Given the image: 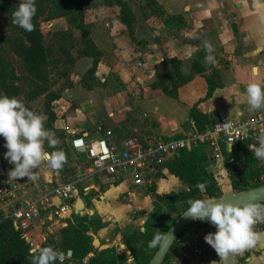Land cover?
I'll return each mask as SVG.
<instances>
[{
  "label": "crops",
  "instance_id": "0c3cea01",
  "mask_svg": "<svg viewBox=\"0 0 264 264\" xmlns=\"http://www.w3.org/2000/svg\"><path fill=\"white\" fill-rule=\"evenodd\" d=\"M155 1L165 15L176 16L182 25H177L172 32L163 20L147 14L142 21L146 32L139 33L135 24L138 22L137 15L131 8L135 15L134 39H131L119 19V9L113 8L114 20L97 23L95 29L100 30V36L90 35L102 54L94 76L111 73L119 79V84L104 86L91 83V89L85 88L81 78L91 67L93 58L81 56L72 66L69 85L59 91L60 97L51 103L55 114L53 127L63 131L66 145L73 155L69 147L73 132L96 138L109 129L117 140L130 135L175 139L196 132L189 117L193 106L207 117L209 125L220 119L239 120L255 112L249 110L244 91L250 81L264 85V0ZM138 39H143L144 43L140 50H135ZM205 40L214 46L216 63L206 64L203 56L196 69L193 66L196 49L200 48L206 54L202 46ZM171 58L180 62L179 75L186 79L176 87L175 96L152 86L155 64ZM207 77L213 78L216 84L208 96ZM82 101L91 103L95 114L86 119L82 115V121L70 122L73 113H85L81 108ZM43 106L45 111L44 102ZM101 106L103 108L98 110ZM208 149L211 150L210 146ZM75 158V180L80 186L77 198L80 197L84 203L83 214L100 219L102 223L91 235L100 245L115 246L117 256L122 259L124 254L119 252V244L125 242L123 238L126 236L127 239L142 220L134 219V212L146 202L149 192L154 189H131L128 178L98 176L88 162L87 166L83 165L80 161L83 156L75 155ZM165 164L157 173L152 188L160 194L170 187L168 193L176 192L173 190L178 187L185 188L186 185ZM210 171H214L213 162ZM5 172L9 170L1 167L0 174ZM36 175L39 177L38 173ZM41 175L43 180L36 179L37 184L66 182L59 179L58 170H45ZM85 187H88L86 192ZM35 188L36 185L25 196H34ZM59 203L60 200L53 197L24 230L32 247H40L46 238H58L65 226L64 221L67 223V219L62 220L53 214L54 205ZM140 230H143L142 227ZM212 261L219 264L220 259H211L208 264ZM122 263L129 264L127 259ZM227 264H264V239L251 248L230 254Z\"/></svg>",
  "mask_w": 264,
  "mask_h": 264
},
{
  "label": "trees",
  "instance_id": "16d2710c",
  "mask_svg": "<svg viewBox=\"0 0 264 264\" xmlns=\"http://www.w3.org/2000/svg\"><path fill=\"white\" fill-rule=\"evenodd\" d=\"M103 2L107 6L115 5L118 7L119 19L126 26L131 39H134L133 26L135 15L128 2L125 0H104ZM145 2L150 8L153 7V14L161 13V7L157 1L146 0ZM35 4L37 7L36 15L33 17L35 27L33 31L28 32L11 22L12 13L19 3L13 0H0V13L6 17L9 25L15 32V36L10 40L12 50L22 61L25 71L23 77L27 82V86H29L28 90H24L21 77L14 69L9 68L0 57V95L19 98L22 94L25 99V105L26 101H32L40 96H44L45 128L53 129L55 114L51 103L60 97V92H56L50 87V61L51 63H54V61L50 60L52 50L45 43V37L40 28V21L64 17L67 22V28L54 33L55 36H59L64 40H68L67 38L73 35L75 31L78 32V36L71 39L79 45L77 56H73L63 47H60V49L64 52L66 60L72 66L78 57L90 56L93 58L91 67L81 78V83L87 89L92 88V84L88 78L94 76L97 63L102 54L93 42L90 29L84 21L85 10L88 8L86 0H35ZM198 49L197 57L193 61L195 68L200 65V59L203 57L201 54L202 49ZM175 61L179 66L180 62L178 60ZM198 72L201 73L202 71L199 70ZM206 79L208 96L216 84L213 78L207 77ZM185 81L186 79L181 83ZM175 89L171 92L172 96L176 95ZM189 117L194 122L196 132H201L210 126V121L207 117L199 113L194 106L190 109ZM208 148L209 145L198 143L193 145L189 151H182L177 157L165 162L167 169L178 177L187 186V189L180 192L157 194V200L161 205H165L164 207L167 209H172L178 204L181 206V213L190 206L189 200L220 196L218 186L210 171L212 161H210V150ZM222 149L224 150V145H222ZM241 157L245 161V168L230 174L233 192L249 187L247 185V178L251 175L253 158L244 149L235 156L237 160L241 159ZM248 167L249 169H247ZM200 183L206 186L204 192H201L197 187ZM152 187L151 189H153ZM161 214L162 210L158 204L145 222L144 230L138 233L133 232L127 236L124 243L131 252L133 264H147L157 249L149 248L148 243L154 238L156 233L160 232L158 224ZM101 224L99 219L90 217L87 214L72 213L71 217L67 219V225L62 227L58 238L54 239L50 237L40 247L52 246L55 250L63 252L66 257L63 264H69L70 261H73L75 264H123L122 262L126 261L127 256L124 255L122 259L119 258L115 246L98 249L93 245L91 232L95 231ZM137 235H140L141 241L139 244L136 243L138 240ZM32 248L30 242L22 236L19 229L15 228L11 220L3 219L0 221V264H31L30 249ZM68 250L71 251L70 256L67 255ZM90 253L92 255L88 256ZM85 257L87 258L83 262ZM56 264H60V262L57 261Z\"/></svg>",
  "mask_w": 264,
  "mask_h": 264
},
{
  "label": "built area",
  "instance_id": "2783aa9c",
  "mask_svg": "<svg viewBox=\"0 0 264 264\" xmlns=\"http://www.w3.org/2000/svg\"><path fill=\"white\" fill-rule=\"evenodd\" d=\"M261 134H264V110H257L239 120L214 121L201 132L175 139L130 135L117 140L109 129L96 138L73 132L69 147L75 155L87 160L96 175L114 179L125 177L131 182V189L142 190L154 185L157 173L167 160L178 156L182 151H189L195 144H207L211 149L209 156L214 167L212 176L218 192L224 193L233 191L229 166L235 165L237 171L245 168L243 157L239 160L235 158L242 149L253 158L247 188L264 184V162L258 160L251 150L258 146L256 137ZM238 144L241 146L240 150L237 148ZM34 172L36 174V170ZM77 183V180H69L63 183L37 184V180L27 177L1 180L0 221L11 220L26 239L24 230L29 222L40 214L43 207L50 204L53 197L60 200L59 204L54 205L53 214L66 220L74 210L79 193ZM35 185L36 194L27 198L25 194ZM84 190L86 192L88 187ZM258 204L264 205V202ZM63 225L66 226L65 221ZM255 230H264V223L255 225ZM215 231L216 227L209 221L197 220L187 224L174 239L161 264H208L211 259H220L204 239L206 234ZM119 252L124 254L121 249Z\"/></svg>",
  "mask_w": 264,
  "mask_h": 264
},
{
  "label": "clouds",
  "instance_id": "9594fccd",
  "mask_svg": "<svg viewBox=\"0 0 264 264\" xmlns=\"http://www.w3.org/2000/svg\"><path fill=\"white\" fill-rule=\"evenodd\" d=\"M37 7L35 0H20L12 13V23L25 31L34 30L33 17ZM206 52L204 61L214 65V46L210 41H203ZM197 51L199 49H196ZM246 103L250 111L264 110V85L256 81L247 83L244 91ZM0 136L5 139L7 151L4 157L13 164L9 178L38 179L34 170L41 165L53 170L62 169L67 162L62 150L52 152L45 150V142L49 148L55 149L60 143L55 133L45 128V117L29 109L19 98L0 95ZM258 146L251 149L255 157L264 162V134L256 137ZM201 192L206 190L203 183L197 185ZM190 207L184 214L201 221H209L216 227L214 233L205 235V241L220 257L219 264H227L230 254L253 247L257 241L264 239V232L255 230V225L264 223V205L258 203H231L210 199H194L188 201ZM170 233H156L148 243L149 248H162L168 241ZM31 264H63L65 254L52 246L34 247L30 249ZM211 264H217L212 261Z\"/></svg>",
  "mask_w": 264,
  "mask_h": 264
},
{
  "label": "rangeland",
  "instance_id": "374dc122",
  "mask_svg": "<svg viewBox=\"0 0 264 264\" xmlns=\"http://www.w3.org/2000/svg\"><path fill=\"white\" fill-rule=\"evenodd\" d=\"M18 3H20V0H13ZM88 2V8L85 10L84 14V21L87 24V26L90 29V34H94L95 36H100V30L95 29V25L97 23H101L103 21H113V14L115 13L113 8H118L117 6H109L111 8H105L107 5L104 4V0H86ZM128 2L131 8L135 10V14L137 15L138 22L135 24L137 25L136 31L139 33L146 32L144 25L142 23L143 16H146L147 14H153L152 8L146 5V0H125ZM108 7V6H107ZM157 18V20H163L166 24L169 31L174 32L175 27L177 25L181 26V20L179 21L176 16H169L165 15L163 11L161 10V13L153 14ZM157 15V16H156ZM165 15V16H164ZM178 22H177V20ZM67 27V22L64 17H56L54 19H51L49 21L41 20L40 21V28L42 33L45 37V43L46 45L51 47V55L50 60H53L54 63H51L50 61V87L52 90L59 92L66 88V86L69 85L70 79L69 76L72 72V65L69 64V62L66 60V57L64 56V52L60 49V47L65 48L69 53H71L73 56H77L79 45L77 42L72 41L71 39L75 36H78V32L75 31L73 35H70L68 40L61 39L59 36H55L54 33L58 32L60 30H65ZM15 36V32L13 28L9 25L6 17L0 13V57L6 62L9 68H12L15 70V72L21 77L23 80V89L28 90L29 86H27V82L24 80V67L22 64L21 59L13 52L11 47L10 40ZM72 42H74L72 44ZM143 39H138V42L135 43V50H140V48L143 46ZM202 56L205 57V53H202ZM204 57L202 58L204 60ZM175 58H171L168 60H163L157 64H155V71L156 74L153 78L152 86L160 88L164 91L165 94L172 96L171 92L174 91L175 87L180 84L182 81H184L185 77H181L179 75V66L177 62L175 61ZM56 62V63H55ZM201 62V61H200ZM198 67H196L197 69ZM102 79V81H101ZM89 82L98 85H104V86H115L119 84V79H117L115 76L111 75V73L93 76L88 78ZM19 99L25 102L24 96L21 94L19 96ZM44 98L42 96L32 100V101H26V106L31 109L32 111L42 114L45 118L44 114V106H43ZM31 106V107H30ZM33 108V109H32ZM81 108L85 111V113H73V115L70 116L69 121L70 122H79L82 121V115L86 117L93 116L94 113V106L91 105V103L87 101L81 102ZM103 107L101 106L98 110H101ZM55 133L56 138L59 139L60 143L57 145L55 149L49 148L47 146V142H45V150L52 152L55 150H62L66 155V163L63 165L62 169L58 170L59 172V179L64 181L69 180H75L76 175L74 171V161H77V157L75 158V155H73L70 150L68 149L66 142H65V135L63 131H57L53 127L51 130ZM5 139L0 136V168L2 167L4 170H11L14 165L9 163V161L4 157V153L7 151L5 148ZM80 161L83 162L84 166H87V160L81 159ZM212 164V163H211ZM211 168V167H210ZM36 173H38L39 181L43 180L42 172L45 170H53L50 168H47L45 165H41L38 169H35ZM54 171V170H53ZM9 178V172L4 173L3 175L0 174V181L6 180ZM78 190L80 191V186L77 184ZM172 188V187H170ZM166 190L165 193H168ZM149 192V198L146 199V202L142 204L136 211L134 212L133 218H139L142 220L138 223L136 229H134L132 232H140L144 230V225L147 219L149 218L150 214L154 211L155 207L159 204L162 210L161 219L159 220V231L161 233H164L166 229L170 226L171 222L175 220V218L179 215L181 206L175 205L172 209H167L163 205L159 203L157 200V193L156 188H153ZM187 189V186L184 187H178L174 189L173 191L180 192V190ZM222 193H220L221 195ZM220 196H216L214 198H218ZM124 205L128 204L127 202H123ZM89 215V214H87ZM90 216V215H89ZM93 217V216H90ZM95 218V217H93ZM100 220V219H99ZM67 225V223H66ZM142 227L143 230H140ZM116 231V230H115ZM131 232V233H132ZM140 235H137L138 240L136 243H140ZM49 239V238H46ZM124 241H126V236L123 238ZM124 243V242H121ZM125 244V243H124ZM34 248V247H33ZM150 252V250H149ZM87 257L83 259V262H85ZM133 258V257H132ZM127 262L129 264H133V260L129 261L127 258ZM69 264H75L73 261H70Z\"/></svg>",
  "mask_w": 264,
  "mask_h": 264
},
{
  "label": "water",
  "instance_id": "95a60500",
  "mask_svg": "<svg viewBox=\"0 0 264 264\" xmlns=\"http://www.w3.org/2000/svg\"><path fill=\"white\" fill-rule=\"evenodd\" d=\"M238 150H240L241 146L238 144L237 145ZM211 159V156H210ZM219 167V166H218ZM229 171L231 173L237 172V167L235 165H230L229 166ZM205 199H210L213 201H223V202H231V203H239V204H244V203H261L264 202V184L263 185H258V186H253L250 188H246L237 192H233L231 190H228L220 195L218 198H205ZM190 207V206H189ZM187 207L184 211H182L173 221V223L170 225V227L166 230V233H170L168 237V241L163 246L162 248L157 247L155 252L152 254L151 258L147 262V264H161L164 257L167 254L168 249L170 248L171 244L173 243L174 239L178 235V233L182 230L184 226L187 224H190L194 221H197L198 219H194L192 217L186 216L184 212L188 210ZM84 203L80 197L77 198V202L74 204V213L82 215L84 213ZM93 245L95 247H98L99 249L106 248L103 245H100L99 242L97 241L96 238H93ZM119 248L122 250L124 255L127 256L129 261H132V255L131 252L128 248V246L124 243L119 244ZM71 251L68 250L67 255L70 256Z\"/></svg>",
  "mask_w": 264,
  "mask_h": 264
}]
</instances>
